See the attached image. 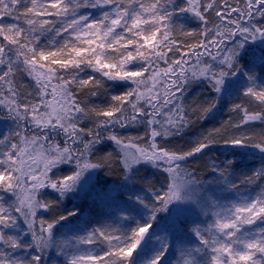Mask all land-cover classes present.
Masks as SVG:
<instances>
[{
  "label": "snow or ice",
  "instance_id": "obj_1",
  "mask_svg": "<svg viewBox=\"0 0 264 264\" xmlns=\"http://www.w3.org/2000/svg\"><path fill=\"white\" fill-rule=\"evenodd\" d=\"M0 264H264V0H0Z\"/></svg>",
  "mask_w": 264,
  "mask_h": 264
}]
</instances>
